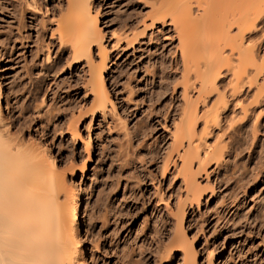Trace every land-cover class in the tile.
<instances>
[{"label":"rangeland","instance_id":"obj_1","mask_svg":"<svg viewBox=\"0 0 264 264\" xmlns=\"http://www.w3.org/2000/svg\"><path fill=\"white\" fill-rule=\"evenodd\" d=\"M157 1L95 0L90 13L97 11L102 46L110 53L102 78L111 105L104 120L100 115L95 120L88 60L83 58L68 70L71 43L65 37L59 40L57 32V23L70 13L64 14L66 0H20L24 10L20 6L11 15L7 5L14 1L0 0V115L9 130L4 136L21 138L35 152L47 148L63 184L62 204L81 194L83 230L74 240L85 264H264V97L254 108L263 115L255 138L252 127L256 119L239 131L238 115L231 127L235 131L226 129L223 156L204 158L205 173L195 176L199 205L191 204L172 146L183 90L193 82L192 76L189 83L183 76L180 51L175 50L178 42L168 45L166 33L144 52L122 54L111 48L115 36L141 32L136 20L147 16ZM31 2L36 3L32 13L25 7ZM28 13L33 14L34 29ZM262 20L261 31L246 33L243 43L245 49L253 46L249 53L252 51L259 66L264 62ZM230 33L238 34L236 29ZM228 48H223L226 56L237 55ZM96 50L92 48L90 59L97 66L101 62ZM258 84L263 86L261 79ZM194 88L189 91L192 99L197 83ZM253 100L249 97L244 104L250 101L252 105ZM76 122L78 129L72 138L69 128ZM199 129L202 132L201 123L196 127L198 134ZM211 129L218 131L214 125ZM205 140L214 146L213 136ZM169 155L174 161L164 167ZM195 165L197 161L191 166L193 173ZM172 189L176 196L171 195ZM180 209L185 215L182 226L177 225L182 234L177 231L176 235L186 241L187 252L171 255ZM71 214L68 211L69 217ZM189 251L194 258H189Z\"/></svg>","mask_w":264,"mask_h":264},{"label":"bare ground","instance_id":"obj_2","mask_svg":"<svg viewBox=\"0 0 264 264\" xmlns=\"http://www.w3.org/2000/svg\"><path fill=\"white\" fill-rule=\"evenodd\" d=\"M13 1L7 5L11 8H9L10 12L7 11L8 14L10 13L9 15L15 12L16 8L20 6L22 8L21 4L23 3L20 0ZM94 2L95 0H66L68 9L65 6L67 11L65 9L64 14L70 13L57 23V32L61 37L59 40L63 41L66 38L71 43L69 46L71 59L69 58L70 61L67 63L68 70L75 68L83 58L88 60L89 72H87L90 73L89 80H91L89 95L93 96L92 104H95L92 117H95L96 120L100 115L104 120L109 110L108 105H111L108 100L109 96L104 89L102 76L106 72L108 66L106 62L110 53L104 48L105 46H102L103 35L97 28V11L94 15L90 13V10L94 8ZM157 2L160 4L151 6L147 16L136 20L142 27L141 32L134 34L132 31L131 38L125 37L126 34H124V38H122L123 35L115 36L111 48L122 54L130 50L131 52H144L152 46L153 42H159L158 37L166 33L168 36L164 38V42L167 41L168 45L174 41L178 42V49L175 48V50L180 51L178 53H180L184 75L181 74L186 78L187 83L192 78L193 82L186 85L183 90V107L179 110L177 122H173L172 146L177 152H175L177 160H180L181 163L180 169L177 171L179 175H182L186 195L190 196L191 204L198 206L201 194L197 185L195 186V176L201 172L205 173L206 160L204 158L208 155L214 157L222 155L223 151L221 150L225 146L222 143L228 140H223L227 133V127L228 131L232 129L233 124L237 122L235 118H238L239 115L241 116L239 131H243L244 127L246 129V126L249 125L248 122L255 118L252 138H255L256 133L259 132L256 131V125L263 115L258 111L259 109L255 111L254 108L261 103L260 99L263 100L264 97V88H262L264 87L262 64L264 62L261 60L259 66L256 63L257 60L252 58V51L249 53L250 47L253 46L249 45L250 47L245 49L243 43L247 38L246 33H257L260 30V23L264 19V0H160ZM31 3L25 4V7L30 12H35L36 3ZM21 13L24 14L23 11ZM23 14L20 17H23ZM28 14L32 19L33 14ZM33 19L31 29L35 28ZM121 23L123 24V22ZM122 26L123 28L127 27L126 23ZM18 27L20 28V25ZM233 29L238 32L235 36L230 33ZM93 47H96L97 56L101 62L97 66L90 59ZM225 47L231 48L232 51H229H235L238 56L236 54L232 56L231 52H229L231 56L230 54L226 56V53H223ZM234 55L237 57L233 62ZM245 66H249L251 71L249 68L247 70ZM173 69L175 68L173 67ZM223 69H225V76L222 75ZM259 79L263 82V86L258 84ZM194 83L198 84V89L196 98L192 99L189 91H194ZM254 89H256L255 94H252ZM249 97L254 99L253 103L249 104L251 99L245 105L244 101H248ZM210 102L213 104L210 105ZM253 104L255 105L253 106ZM78 123H73L74 125L69 128L72 132L71 137L78 129ZM200 123L202 132L199 129L200 133L198 134L196 127ZM4 124L0 115V264H85L79 258V250L75 248L74 240L75 234L83 230L82 217L80 216L81 194L77 193L71 196L67 205L62 204L59 197L63 184L55 171L53 157L47 153V148L43 147V150L35 152L33 149L31 150L30 146L25 145L21 138L4 136L3 132H7V134L9 132ZM213 125L218 129L216 133L211 129ZM201 133L202 136L206 135L205 138L209 135L215 138L213 147L206 142L205 138L200 135ZM246 133L247 131L244 132V134ZM201 149L202 154L204 153L203 158L199 156ZM220 158L215 161L219 162ZM165 161L164 167H167L174 159L172 160L169 155ZM194 161H197L196 173H193L191 169ZM173 193H175V189H172L171 195ZM180 210L175 226H182L181 222L185 213L184 210ZM68 211L72 212L71 217L67 215ZM178 226L175 227V234L172 230L175 239L171 242L172 248L169 252L171 255L176 251L187 252L186 241L180 237L182 231H178ZM177 231L180 233L179 237L176 235ZM189 252V258H194L193 253Z\"/></svg>","mask_w":264,"mask_h":264}]
</instances>
